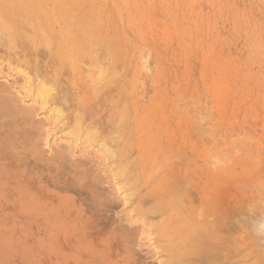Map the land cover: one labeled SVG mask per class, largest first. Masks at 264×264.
<instances>
[{
  "label": "rangeland",
  "instance_id": "374dc122",
  "mask_svg": "<svg viewBox=\"0 0 264 264\" xmlns=\"http://www.w3.org/2000/svg\"><path fill=\"white\" fill-rule=\"evenodd\" d=\"M34 4L48 31L0 36L35 109L0 108V264H264V0Z\"/></svg>",
  "mask_w": 264,
  "mask_h": 264
},
{
  "label": "bare ground",
  "instance_id": "6f19581e",
  "mask_svg": "<svg viewBox=\"0 0 264 264\" xmlns=\"http://www.w3.org/2000/svg\"><path fill=\"white\" fill-rule=\"evenodd\" d=\"M36 1V0H35ZM34 0H0V36L2 35L3 37H1V38H3L2 40H4V35L6 36V38L7 39H5L6 41L7 40H9L10 39V37H13V35H14V33H15V31H16V26L18 25V23L17 22H19V24L20 23H26L27 24V27L29 28V29H31V34H29L28 36H26V34L29 32H27V29L25 30V28H23L24 30H22L21 29V27L19 28V31H20V29H21V31H22V33L25 35L24 36V38L26 37L27 39L28 38H30L31 39V37H30V35H32V34H39L38 33V31H40V33L42 34L43 32H45V31H48V27H47V25L42 21V20H40V18H38L39 17V15L40 14H38V13H41L42 11H41V7L39 8V5H35L34 4V2H35ZM42 1V0H41ZM60 1V0H59ZM39 2H40V0H39ZM57 2V1H56ZM62 2V1H61ZM60 3V2H59ZM66 4V3H65ZM64 4V5H65ZM41 5V4H40ZM44 5V4H43ZM60 6H61V4H59ZM57 6V5H56ZM69 7V6H68ZM43 10V9H42ZM59 9H57L56 10V12L58 11ZM61 10H62V8H61ZM44 11V10H43ZM53 11V10H52ZM64 11V10H63ZM66 12V11H65ZM62 13V12H61ZM72 14H73V12H71ZM37 14H38V17H37ZM49 14H50V12H49ZM58 14H60V11L58 12ZM68 14V13H67ZM71 14V15H72ZM79 14V13H78ZM83 14V13H82ZM63 15V17L64 16H66V15H64V14H62ZM44 16V15H43ZM68 16V15H67ZM33 17V18H32ZM44 17H46V16H44ZM55 17V16H54ZM69 17H71V16H69ZM51 18V17H50ZM56 18V17H55ZM65 18V17H64ZM45 19H47V20H49V18L47 17V18H45ZM57 19H58V17H57ZM85 18H83V20H84ZM54 21V20H53ZM77 23H79V26H78V28L77 29H79V32H80V34H81V38H79L80 40V43H79V45H77L76 47V53H77V56L79 55L78 53L80 52L81 54H83L84 53V51H85V48H86V46L88 45V43H89V41L91 40V29H90V24H92V22L91 23H89V24H87L88 22H86V23H84L85 21H87V20H85V21H81V20H75ZM72 22V21H71ZM16 23H17V25H16ZM50 23V22H49ZM51 24H53V23H51ZM21 26V25H20ZM24 26H25V24H24ZM49 26V25H48ZM66 26V25H65ZM64 26V27H65ZM26 27V26H25ZM37 27H39V29L37 28ZM70 27H72V26H70ZM77 27V26H76ZM56 28V27H55ZM71 29V28H70ZM76 29V28H75ZM76 29V30H77ZM72 30V29H71ZM26 31V32H25ZM51 31V30H50ZM63 31H64V29H63ZM75 31V30H74ZM20 33V32H19ZM26 33V34H25ZM30 33V32H29ZM99 33V32H98ZM16 34V33H15ZM21 34V33H20ZM45 34V33H44ZM47 35H45V37L44 38H42V39H45L46 37H48L49 38V36H48V32L46 33ZM56 34V33H55ZM61 34V33H60ZM67 34V33H66ZM68 35V34H67ZM78 35V34H77ZM17 36V35H16ZM69 36V35H68ZM107 36V35H106ZM15 37V36H14ZM19 37H21V36H19ZM23 37V36H22ZM33 37V36H32ZM35 37V36H34ZM36 37H38L37 35H36ZM43 37V36H42ZM64 37H65V35H64ZM74 37V36H73ZM73 37H71L70 36V38L68 39L69 41H71L70 39H73L74 40V38ZM78 37V36H77ZM97 37V36H96ZM0 38V39H1ZM9 38V39H8ZM23 38V39H24ZM68 38V37H67ZM13 39V41H15L17 38H12ZM33 39V38H32ZM64 39V38H63ZM62 39V40H63ZM11 40V39H10ZM49 40H51L50 38H49ZM77 40V39H76ZM31 41V40H30ZM36 41L38 42V38L36 39ZM35 41V42H36ZM96 41V40H95ZM1 42V41H0ZM9 42V41H8ZM19 42V41H18ZM32 42V41H31ZM36 42V43H37ZM66 42V41H65ZM73 42V41H72ZM5 43H7V42H5ZM10 43V42H9ZM9 43H7L8 44V46H9ZM15 43H16V41H15ZM14 43V48H16V44ZM28 43V42H27ZM3 44V43H2ZM12 44V42L10 43V45ZM32 44H34V42L32 43ZM69 44V43H68ZM98 44V43H97ZM105 44V43H104ZM20 45H21V43H20ZM72 44H70V46H71ZM65 46V45H64ZM2 47V46H1ZM7 47V46H6ZM62 47V46H61ZM111 47V46H110ZM10 48V47H9ZM17 48H19L18 47V44H17ZM59 48V47H58ZM72 48V47H71ZM94 48V47H93ZM105 48V47H104ZM11 49V48H10ZM106 49H107V47H106ZM113 49V48H112ZM16 50V49H15ZM53 50V49H52ZM98 50V49H97ZM11 51H12V49H11ZM93 51V50H92ZM109 51H110V49H109ZM112 51V50H111ZM10 52V51H9ZM42 52V51H41ZM62 52V51H61ZM74 52H75V50H74ZM73 52V53H74ZM94 52V51H93ZM14 53V52H13ZM16 53H17V51H16ZM113 53V52H112ZM18 54V53H17ZM80 54V55H81ZM98 54V53H97ZM10 55H12V54H10ZM85 55V54H84ZM105 55V54H104ZM65 56V55H64ZM83 56V55H82ZM102 56V55H101ZM105 56H107V55H105ZM18 57H20L19 55H18ZM63 57V56H62ZM81 57V56H80ZM22 58V57H21ZM32 58V57H31ZM97 58V57H96ZM29 59V58H28ZM91 59H95L94 57H92ZM105 59V58H104ZM20 60V59H19ZM23 60V59H22ZM30 60V59H29ZM62 60V59H61ZM88 60V59H87ZM71 61V60H70ZM78 61V60H77ZM84 61H85V59H84ZM96 61V60H95ZM102 61V60H101ZM23 62V61H22ZM87 62V61H86ZM85 62V63H86ZM97 63H99V61L97 60L96 61ZM31 63H32V59H31ZM83 63V62H82ZM32 65V64H31ZM39 64H37V66H38ZM40 65H41V63H40ZM88 65V64H87ZM89 66V65H88ZM73 67V66H72ZM90 67H92V66H90ZM40 69V68H39ZM73 69V68H72ZM90 69V68H89ZM93 69V68H92ZM103 69H104V67H103ZM86 70V69H85ZM91 70V69H90ZM112 70V69H111ZM101 71V70H100ZM26 72V71H25ZM85 72V71H84ZM99 72V71H98ZM113 72V71H112ZM57 73V72H56ZM94 73V72H93ZM103 73V72H102ZM114 73H115V71H114ZM93 75H95V73L93 74ZM103 75V74H102ZM108 75V74H107ZM84 76V75H83ZM104 76V75H103ZM106 76V75H105ZM104 76V77H105ZM90 78H91V76H90ZM95 78V77H94ZM93 78V79H94ZM112 78V77H111ZM84 79V78H83ZM107 79V78H106ZM92 80V79H91ZM98 80V79H97ZM109 80V79H108ZM113 80V79H112ZM97 82V81H96ZM98 82H100V81H98ZM62 83V82H61ZM112 83V82H111ZM8 84V83H7ZM41 85H39V86H41V89L39 88V94L41 95V97L44 99V98H47V96H49V94L50 93H48V91L46 90V89H44L45 87H42V82L40 83ZM94 84H96V83H94ZM98 84V83H97ZM105 84V83H104ZM110 84V83H109ZM93 86V85H92ZM5 88L6 89V87H5V85L4 86H0V88ZM10 87V86H9ZM47 87V86H46ZM93 87H95V86H93ZM96 88V87H95ZM100 88V87H99ZM4 89V90H5ZM7 90V89H6ZM11 90V89H10ZM8 91H9V89H8ZM13 91V90H12ZM50 91V90H49ZM14 93V92H13ZM8 94V93H7ZM95 94V93H94ZM112 95V94H111ZM52 96V95H51ZM6 97V96H5ZM9 97H10V95H9ZM84 97V96H83ZM2 99L3 98H1V101H2ZM12 99H13V97H12ZM11 99V100H12ZM49 99V98H48ZM87 99V98H86ZM4 100V99H3ZM21 101V100H20ZM82 101V100H81ZM3 102V101H2ZM6 102V101H5ZM45 102V101H44ZM86 102V101H85ZM7 103V102H6ZM90 103V102H89ZM5 104V103H4ZM0 105H2L1 103H0ZM38 105V104H37ZM3 107H0L1 108V110H4V109H6V108H10L11 109V112L13 113V110H14V113H15V111H18V113L20 112V111H22V113L23 112H26V113H24V114H28L29 115V117L31 118V108H33V106H31V108H22V107H20L21 105H19V103L17 102V100H15V99H13L11 102H9L8 101V104L7 105H2ZM3 108V109H2ZM97 108V107H96ZM10 109L9 110H6V111H9L10 112ZM34 109V108H33ZM41 109V108H40ZM35 110V109H34ZM39 110V109H38ZM5 111V110H4ZM35 112V111H34ZM14 113H13V115H14ZM21 113V112H20ZM4 114V113H3ZM8 114V113H7ZM7 114H4V115H7ZM16 114V113H15ZM9 115H11L10 113H9ZM24 116V115H23ZM58 116V115H57ZM11 117H13V118H11ZM14 117L16 118V116H9V118H11V119H14ZM25 117H27V116H25ZM24 117V118H25ZM8 118V119H9ZM23 117L21 118V120L23 121V119H24ZM30 118H27V119H25V120H29ZM7 119V121H9ZM37 119V118H36ZM16 120V119H15ZM20 121V120H19ZM38 121V120H37ZM36 121V122H37ZM10 122H13V121H10ZM16 122H18L17 120H16ZM28 122V121H27ZM14 123V122H13ZM79 124V123H78ZM6 125L8 126V128H9V125H8V123H6ZM34 125V124H33ZM36 125V124H35ZM41 125V124H40ZM37 126V125H36ZM39 126V125H38ZM33 127V126H32ZM10 128H11V126H10ZM39 128V127H38ZM34 129V128H33ZM44 129V128H43ZM21 132H23V131H25V130H23L22 128H21ZM20 131V130H19ZM19 131L17 132L18 134H19ZM26 131H27V129H26ZM29 131V130H28ZM41 132V131H40ZM23 133H25V135L27 134L28 135V133L30 134V132H23ZM41 133H43V132H41ZM45 134H46V132H45ZM3 135V134H2ZM2 135H1V137H2ZM23 136V138L25 137L26 138V140H28V136L26 135V136ZM12 136V135H11ZM30 136H32V135H30ZM42 136V135H41ZM32 138V137H31ZM37 139V138H36ZM2 140H3V137H2ZM15 140V139H14ZM32 140V139H31ZM5 141V140H4ZM34 141V140H33ZM32 141V142H33ZM70 141V140H69ZM23 142H25V141H23ZM38 142H40V141H38ZM38 142L36 143V144H38ZM94 142V141H93ZM5 143V142H4ZM29 143V142H28ZM72 143V142H71ZM28 145V144H27ZM33 145H35V144H33ZM7 146V145H6ZM73 146V145H72ZM8 147V146H7ZM9 148V147H8ZM56 150V149H55ZM6 152V151H5ZM8 152V151H7ZM67 152V151H66ZM1 153V152H0ZM8 154V153H7ZM44 155V154H43ZM68 155V154H67ZM73 157V156H72ZM87 157V156H86ZM86 157H84V158H86ZM96 157V156H95ZM69 158V157H68ZM67 158V159H68ZM53 159V158H52ZM51 159V160H52ZM75 159H76V156H75ZM83 159V158H82ZM101 159V158H100ZM78 160H80V159H78ZM91 160V159H90ZM45 161V160H44ZM54 161V160H53ZM74 161V160H73ZM101 161V160H100ZM83 162H86V160L84 161L83 160ZM31 163V162H30ZM47 163V162H46ZM29 164V163H28ZM65 165V164H64ZM161 168V167H160ZM58 170V169H57ZM85 170H87L86 168H85ZM89 170H91V169H89ZM53 171V170H52ZM67 172V171H66ZM83 172V171H82ZM58 174V173H57ZM75 175V174H74ZM77 175V174H76ZM80 175H82V173L80 174ZM91 175V174H90ZM83 176H84V172H83ZM82 177V176H81ZM90 177V176H89ZM100 177V176H99ZM56 178V177H55ZM77 178V177H76ZM60 180V179H59ZM67 180V179H66ZM70 180V179H69ZM100 180H101V178H100ZM72 181V180H71ZM74 181V180H73ZM101 181H103V179L101 180ZM59 182V181H58ZM90 182V181H89ZM77 184V183H76ZM90 185V184H89ZM92 187V186H91ZM97 187V186H96ZM98 188V187H97ZM95 190H97V189H95ZM94 190V191H95ZM165 190H167V189H165ZM169 191V190H168ZM165 193H167V191L165 192ZM173 193V192H172ZM100 195V194H99ZM94 196V195H93ZM167 197V196H166ZM98 198V197H97ZM103 200V199H102ZM99 201V200H98ZM102 203H104V202H102ZM101 203V204H102ZM156 203V202H155ZM160 204V203H159ZM167 204V203H166ZM97 205V204H96ZM162 205V204H161ZM161 205H160V207H161ZM98 207V206H97ZM179 207V206H178ZM174 208V207H173ZM163 209V208H162ZM166 209V208H165ZM163 211H164V209H163ZM162 211V212H163ZM160 212V211H159ZM263 215V214H262ZM263 217H264V215H263ZM260 218H262V216L260 217ZM264 221V218L263 219H261L260 221ZM259 222V221H258ZM177 223H178V221H177ZM186 223V222H185ZM260 223L261 222H259V225H260ZM132 224V223H131ZM264 224V223H263ZM204 225V224H203ZM258 225V226H259ZM261 225H262V223H261ZM184 226V225H183ZM192 227V226H191ZM181 228V227H180ZM179 228V229H180ZM261 228V227H260ZM259 227H257V229H260ZM132 229V228H131ZM134 229V228H133ZM196 229V228H195ZM256 229V230H257ZM135 230V229H134ZM133 231V230H132ZM121 232V231H120ZM125 232V231H124ZM201 232V231H200ZM128 233V232H127ZM197 233V232H196ZM205 234H207L206 232H204ZM211 233V232H210ZM193 234V233H192ZM121 236V235H120ZM198 236V235H197ZM205 237V236H204ZM190 238H188V240H189ZM129 240H131V239H129ZM134 240V239H133ZM187 240V239H186ZM194 240V239H193ZM204 241V240H203ZM133 242V241H132ZM200 242H201V240H200ZM189 243V242H188ZM190 243H192V242H190ZM203 243H205V242H203ZM128 244V243H127ZM125 245H126V243H125ZM185 245L187 246V243H185ZM192 245V244H191ZM195 245V244H194ZM213 245V244H212ZM127 246V245H126ZM193 246V245H192ZM197 247H199V245H196ZM201 246H203V245H201ZM176 247V246H175ZM128 248H129V246H128ZM174 248V247H173ZM178 248H179V246H178ZM194 248V247H193ZM214 248V247H213ZM130 249V248H129ZM180 249V248H179ZM128 250V249H127ZM182 250V249H181ZM129 251V250H128ZM189 251V250H188ZM200 251V250H199ZM198 251V252H199ZM210 251V250H209ZM183 254V253H182ZM196 254V253H195ZM194 254V255H195ZM197 254H199V253H197ZM206 254V253H205ZM216 255V254H215ZM181 256V255H180ZM187 256V255H186ZM191 256V255H190ZM212 256H214V254L212 255ZM182 257V256H181ZM185 257V256H184ZM183 257V258H184ZM201 257V256H200ZM210 257H211V255H210ZM182 258V259H183ZM203 258V257H202ZM191 259H193V257L191 258ZM189 260V259H188ZM188 260H186V261H188ZM199 260V259H198ZM197 260V261H198ZM185 261V260H184ZM189 262V261H188ZM191 262H192V260H191ZM203 263V262H202Z\"/></svg>",
  "mask_w": 264,
  "mask_h": 264
}]
</instances>
